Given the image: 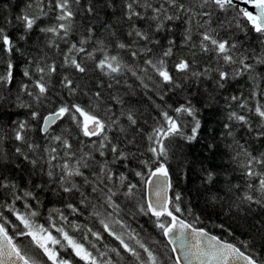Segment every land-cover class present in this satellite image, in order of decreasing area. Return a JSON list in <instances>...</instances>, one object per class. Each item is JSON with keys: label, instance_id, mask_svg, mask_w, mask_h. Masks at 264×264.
I'll return each instance as SVG.
<instances>
[{"label": "snow or ice", "instance_id": "1", "mask_svg": "<svg viewBox=\"0 0 264 264\" xmlns=\"http://www.w3.org/2000/svg\"><path fill=\"white\" fill-rule=\"evenodd\" d=\"M21 3L0 16V264H264V0Z\"/></svg>", "mask_w": 264, "mask_h": 264}, {"label": "trees", "instance_id": "2", "mask_svg": "<svg viewBox=\"0 0 264 264\" xmlns=\"http://www.w3.org/2000/svg\"><path fill=\"white\" fill-rule=\"evenodd\" d=\"M5 4L8 5L7 8L4 7ZM21 7H23V4L21 3V0H0V16H5V15L15 16L16 14L19 13ZM8 30L10 32L13 31V29L11 27H9ZM14 34L18 35L19 33H14ZM240 35L243 36V33H240ZM240 83H241V85H243L244 81H241ZM57 87H58V85H57ZM230 93H231V89H229V92L221 94V96H220L221 107H223V96L229 95ZM173 99L174 100H178V99H182V97H174ZM169 102L171 103L173 101L170 100ZM141 107L144 108V109H147V105L146 104H142ZM11 111L19 112L20 116L18 118H20V119L24 118L23 112L25 110L13 108V109H11ZM13 118H17V117H13ZM215 119L216 120L222 119V113L220 115H217L215 117ZM63 126H65V125H62V127ZM210 126L214 127L215 125L212 124ZM59 130H60L59 128L56 129L57 132ZM5 147H10V145H5ZM197 147H199V146L197 145ZM196 155H199V153L197 152ZM219 162H220L219 160L216 161V163H219ZM171 163H172L173 169L177 170L176 161L172 160ZM25 176H26V174H25ZM174 183H176V190L177 191H183L186 198H189V190L190 189L193 190L190 198L192 200L193 205H195L196 213L199 214L201 212V210L204 209V200L202 198H197L195 196V192H194V188L199 185V180L196 179L195 177H193V183H188L185 179H183V177H181L178 181L174 180ZM44 199L47 201V199H49V198L45 197ZM50 199L53 202L52 203H47V202L45 203L44 208L41 210L42 211V216L38 220L39 223H45L46 226H47V224H46L47 210L49 208H52V207H61L60 203L58 202V198L50 197ZM5 214L9 215L8 213H5ZM85 215H87V214L85 213ZM209 217H211V218L209 219ZM10 219H12L14 221V217L10 216ZM201 219L203 221V224L201 226L205 227L206 229L211 231L213 234L225 236V238H228L230 240L232 239L231 237H227L226 234L221 233L220 230L215 227V225L217 223H219L220 221L217 219L215 214L211 213L210 210H205L203 215L201 216ZM79 222H81V223L85 222V218L83 216L79 217ZM131 223H132V227L137 228L138 230L140 229V226L143 225V229L144 230L141 233L142 236L155 237L156 239H160L159 234L155 230V228H154V226L152 224V221L150 220L149 217L139 216V217H137L136 221H131ZM53 234L56 235L54 230H53ZM237 236L241 240L249 239L248 236H245V235L242 234V231H237ZM21 242L24 243V244L29 243V241L26 240V239H22ZM108 242L111 243L110 238H108ZM233 242H236V241H233ZM256 251L258 253L260 252L259 243H257V245H256Z\"/></svg>", "mask_w": 264, "mask_h": 264}, {"label": "water", "instance_id": "3", "mask_svg": "<svg viewBox=\"0 0 264 264\" xmlns=\"http://www.w3.org/2000/svg\"><path fill=\"white\" fill-rule=\"evenodd\" d=\"M240 6H243V5H240Z\"/></svg>", "mask_w": 264, "mask_h": 264}]
</instances>
